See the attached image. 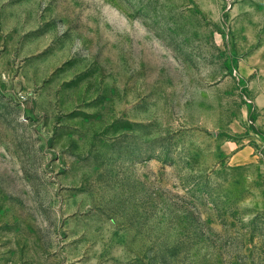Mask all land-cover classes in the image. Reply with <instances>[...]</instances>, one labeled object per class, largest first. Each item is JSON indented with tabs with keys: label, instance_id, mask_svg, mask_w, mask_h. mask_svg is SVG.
Returning a JSON list of instances; mask_svg holds the SVG:
<instances>
[{
	"label": "rangeland",
	"instance_id": "obj_1",
	"mask_svg": "<svg viewBox=\"0 0 264 264\" xmlns=\"http://www.w3.org/2000/svg\"><path fill=\"white\" fill-rule=\"evenodd\" d=\"M0 264H264V0H0Z\"/></svg>",
	"mask_w": 264,
	"mask_h": 264
}]
</instances>
